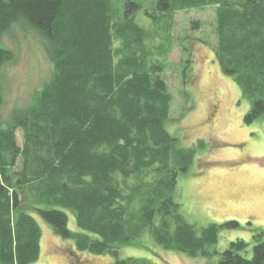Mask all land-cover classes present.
I'll use <instances>...</instances> for the list:
<instances>
[{
	"label": "trees",
	"instance_id": "16d2710c",
	"mask_svg": "<svg viewBox=\"0 0 264 264\" xmlns=\"http://www.w3.org/2000/svg\"><path fill=\"white\" fill-rule=\"evenodd\" d=\"M146 1L0 0V68L12 60L1 43L17 23L46 41L53 68L29 109L0 127V264L38 261L36 218L77 252L108 255L113 264H151L118 258L144 234L165 251L207 264H264L263 233L250 259L237 240L213 263L220 230L238 224L196 229L181 215L177 177L205 145L182 148L168 132L173 97L165 77L173 15L213 6L214 58L251 101L244 122L264 118V0ZM141 11L161 26L140 25ZM190 67L182 62L184 78Z\"/></svg>",
	"mask_w": 264,
	"mask_h": 264
},
{
	"label": "rangeland",
	"instance_id": "374dc122",
	"mask_svg": "<svg viewBox=\"0 0 264 264\" xmlns=\"http://www.w3.org/2000/svg\"><path fill=\"white\" fill-rule=\"evenodd\" d=\"M146 2L143 10H150ZM214 10L209 6L173 15L172 46L165 72L173 97V121L167 126L168 132L182 148L205 145L204 150L197 151L192 166L177 177L175 200L180 213L196 229L229 222L238 224L220 230L218 242L211 249L218 253L211 257L213 263L237 240L246 243L241 255L250 259L260 233L264 240V118L251 124L244 122L251 101L241 95L239 86L223 74L214 58ZM142 14L144 11L138 14V21L143 27L161 26H153L152 20ZM160 34L164 37V33ZM160 41L156 39L153 44ZM1 46L12 53V60L0 68V127L6 128L12 125L15 114L25 113L33 104L37 93L51 80L53 68L46 41L22 23L11 27ZM184 60L191 62L187 78L182 74ZM183 93L190 96L189 104L184 103ZM16 141L22 148L20 130L16 131ZM63 211L68 217V229L77 232L73 214ZM36 219L41 239L35 264H113L111 256L77 252L71 242L55 236L49 225ZM129 257L151 264L209 261L165 251L147 234L119 249V259Z\"/></svg>",
	"mask_w": 264,
	"mask_h": 264
}]
</instances>
